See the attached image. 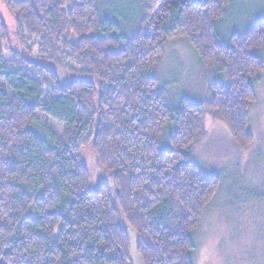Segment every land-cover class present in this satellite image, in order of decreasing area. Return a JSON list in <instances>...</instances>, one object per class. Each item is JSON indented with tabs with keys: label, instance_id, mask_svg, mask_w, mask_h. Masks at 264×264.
Here are the masks:
<instances>
[{
	"label": "trees",
	"instance_id": "16d2710c",
	"mask_svg": "<svg viewBox=\"0 0 264 264\" xmlns=\"http://www.w3.org/2000/svg\"><path fill=\"white\" fill-rule=\"evenodd\" d=\"M3 1L40 55L8 61L0 48V264H133L130 233L143 264H194V235L222 179L193 150L207 111L235 142H251L264 19L223 40L235 0H140L129 34L98 0ZM181 38L212 83L208 101L185 98L172 111L154 72ZM87 147L104 178L94 181Z\"/></svg>",
	"mask_w": 264,
	"mask_h": 264
},
{
	"label": "rangeland",
	"instance_id": "374dc122",
	"mask_svg": "<svg viewBox=\"0 0 264 264\" xmlns=\"http://www.w3.org/2000/svg\"><path fill=\"white\" fill-rule=\"evenodd\" d=\"M98 4L105 14H110L112 8L109 17L116 19L124 31L131 34L137 28L140 0H98ZM259 19H264V0H235L220 28L221 39L243 32L251 25L250 21ZM1 23L7 28L8 41L1 40L0 48L8 61L20 55L35 60L40 55L38 44L20 39L15 17L3 0H0V31ZM52 66L60 70L58 65ZM154 75L159 87L167 92L172 111L179 110L185 98L196 103L209 100L212 75L203 68L186 39L167 43ZM39 116L62 134V126ZM203 126L204 134L193 150V158L206 174L218 175L222 181L195 232L194 264H264V70L249 107L247 130L252 140L248 145L235 142L229 127L209 111L205 113ZM171 128L161 141H166ZM83 160L96 177L94 181L105 177L94 162L92 147L85 149ZM105 182L110 183V179ZM29 214H34V209ZM130 236L132 263L143 264L136 252V237L133 233Z\"/></svg>",
	"mask_w": 264,
	"mask_h": 264
}]
</instances>
